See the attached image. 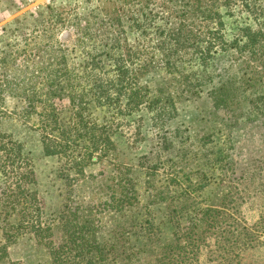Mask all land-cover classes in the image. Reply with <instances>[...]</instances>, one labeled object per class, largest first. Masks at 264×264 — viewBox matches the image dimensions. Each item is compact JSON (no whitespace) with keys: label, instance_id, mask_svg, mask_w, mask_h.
<instances>
[{"label":"rangeland","instance_id":"374dc122","mask_svg":"<svg viewBox=\"0 0 264 264\" xmlns=\"http://www.w3.org/2000/svg\"><path fill=\"white\" fill-rule=\"evenodd\" d=\"M186 1L0 0V128L29 158V186L50 227L19 233L11 228L18 218H5L0 205V264H51L65 224L79 228L86 215L112 248L106 264H264V69L232 44L257 25L240 4L221 8L222 29H208L223 43L207 63L190 49L168 69L160 33ZM129 49L137 73L123 89L115 66ZM59 67L79 77L77 89L106 87L90 94L85 117L110 128L113 148L81 173L46 155L35 118L17 113L19 89L40 88L32 77ZM139 86L144 102L128 113ZM55 104L69 120L68 99Z\"/></svg>","mask_w":264,"mask_h":264},{"label":"trees","instance_id":"16d2710c","mask_svg":"<svg viewBox=\"0 0 264 264\" xmlns=\"http://www.w3.org/2000/svg\"><path fill=\"white\" fill-rule=\"evenodd\" d=\"M235 4L241 5L257 28L254 30L251 27L243 28L240 37L235 38L232 44L240 52L245 51L249 58L255 59L257 61L255 66H260L263 70L264 0H187L186 5L182 7L188 6V8L178 10L175 8L170 11L173 16L172 22L161 31L162 36L158 42V49L168 69L177 68L173 55H178L182 51L186 53L190 49L192 54H197L201 64L207 63L215 47H220V43H223L221 34L208 28L215 25L214 28L218 26L222 29L221 8L230 9ZM197 21L202 22L198 24ZM129 51L131 50L129 49L123 57V66L120 64L115 66L118 74L116 78L120 82L123 81V89L127 86L131 87V81L135 79L137 73L130 63L128 64V61H132V53ZM62 67L43 74L39 79L37 76L32 77L30 80L32 83L43 81V86L40 88L33 84L29 88L19 89L16 96L21 98L24 104L17 113L23 121L35 118L34 126L40 134L42 149L46 155L63 157L67 167L81 173L83 165L93 163L101 156L106 157V153L113 148L110 128L106 125L90 123L85 117L91 101L90 94L91 97H100L99 93L96 94L97 90L101 89L100 93L103 94L106 87L102 84L95 86L92 84L89 88L77 89L73 80L79 77H74L70 71ZM147 67L148 64L145 63L139 66L143 69ZM132 73L134 78H129ZM142 89L145 88L134 87L128 95L124 105L128 113L144 102V94L142 92L140 94ZM4 93L11 95L10 90ZM62 97L69 101V120L62 118L60 108L55 104L56 100ZM155 109L151 110L154 112L153 119L163 117L164 111L167 110L163 106ZM34 183V171L29 158L23 154L21 143L0 128L1 212L5 214V218L11 215L18 218L17 223L11 228L19 233L27 231L38 234L50 230V227L45 226L40 220L37 193L29 186ZM105 204L106 202L102 206ZM76 213L77 209H74L69 215L75 216ZM84 218L86 219L79 228H74V224L71 226L65 224L63 242L49 247L51 264H106V256L110 254L112 248L108 244L99 243L95 226L91 224L89 215Z\"/></svg>","mask_w":264,"mask_h":264}]
</instances>
